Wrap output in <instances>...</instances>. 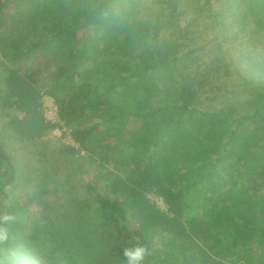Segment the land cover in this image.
Instances as JSON below:
<instances>
[{
    "label": "trees",
    "instance_id": "obj_1",
    "mask_svg": "<svg viewBox=\"0 0 264 264\" xmlns=\"http://www.w3.org/2000/svg\"><path fill=\"white\" fill-rule=\"evenodd\" d=\"M179 1L143 0V3L148 18L156 14L150 19L164 20L169 27L173 23L165 20L166 16L175 21L169 10ZM227 1L237 11L232 16L241 17L234 19L231 26L249 19L251 28L256 27L264 39V0H250L245 11H241L245 6L243 0ZM112 3L113 0H0V41H3V34L8 33L9 41L3 43V47L12 44L14 48L6 54L13 66L5 69L3 83L8 106L18 113L5 122L3 129L10 130L23 142L32 143L54 127L42 114L41 88H37L41 65L32 68L18 64L36 57L46 70H52L48 74L47 94L55 98L59 119L65 125L73 128L79 117L98 109L105 111L106 118L102 121L90 127L72 129V139L85 151H89L90 141L100 132L96 129L101 124L117 122L123 126L132 118L151 121L157 132L163 126H169L174 132L178 129L174 117L181 118L186 114L185 125L199 117L202 128L204 122L209 121L210 130L215 127L214 118L222 116L219 122L226 123L228 130L217 133L224 140L222 154L216 160L223 159L224 162L235 157L242 161L256 148L264 153V46L260 60L256 51L251 54L240 51L247 73L246 79L242 80L249 86L238 93L247 95L242 111L236 113L237 107L233 105L206 113L200 109L203 101L217 97L202 95L206 91L204 82L197 80L199 72L190 57L194 50L182 58L180 43L154 31L148 19L134 33L118 26L105 15ZM15 4L21 6V11L12 13L11 9L17 8ZM154 6H163L165 14L152 12ZM217 26L222 31L226 27L220 22ZM22 27L37 29L39 38L20 48L15 35ZM262 43L264 45V41ZM209 44L216 45V41ZM106 45H110L111 52L117 53L118 57L105 58L102 47ZM98 59V69L89 66V62ZM120 71L126 73L127 78L123 87L120 86ZM151 79L154 80L152 87ZM151 97L159 103L151 102ZM224 110H227L226 115ZM206 117L211 119L205 121ZM246 125L253 126L251 135L244 131L248 128ZM168 136L169 133L164 144L175 145L176 140H169ZM139 144L143 145L146 156L134 158L127 176L115 177L104 194L91 189L110 232L105 236L96 235L97 230L88 232L89 218L82 217L81 212L56 213L54 203L47 197L49 189L39 184L27 198L5 208L4 213L15 214L17 220L10 227L9 240L0 245V264H125L123 248L136 243L150 249L146 264H154L151 245L157 236L168 235L173 239L185 236L182 220L185 192L165 185L171 168L165 161V153L158 150L154 154L142 141L133 146ZM69 149L75 151L73 146ZM258 159L262 168L246 172L252 181L251 193L243 192L234 205L237 216L246 218L247 222L236 224L229 219L227 223L219 220L217 225L224 234L227 229L230 232L222 240L227 243L223 248L225 252L233 248L238 249L237 253L245 250L255 234L258 249L264 251V224H256V218L264 216V154H258ZM0 174L3 186L12 184L14 167L10 165L1 137ZM154 197L161 198L164 210L157 206ZM225 209L227 206L222 212H226ZM27 221L32 223L30 231L25 229ZM248 257L252 259L250 264L254 261L264 264L262 251ZM186 264L191 262L186 261Z\"/></svg>",
    "mask_w": 264,
    "mask_h": 264
},
{
    "label": "rangeland",
    "instance_id": "obj_2",
    "mask_svg": "<svg viewBox=\"0 0 264 264\" xmlns=\"http://www.w3.org/2000/svg\"><path fill=\"white\" fill-rule=\"evenodd\" d=\"M243 1L245 6L241 11H245L250 3V0ZM14 7L18 9L12 8V13L21 11L19 8L21 6L15 4ZM155 10L165 14L163 6L151 8L152 12ZM170 12L175 21L167 15L165 20L173 23L169 27L164 20L161 22L156 18L150 19L156 14L149 16L148 22L160 35L169 36L180 43L182 58L187 57H183L185 53L194 50L190 57L194 59L193 66H196L199 72L197 80L204 82L206 91H203L202 95L212 94L217 97L203 101L200 109L206 113H214L221 108L234 105L237 107L236 113L242 111L247 95L238 93L249 86L242 80L246 79L247 73L240 51L248 54L256 51L260 60L261 48L264 46L263 34L256 30V27L251 28L249 19L231 26L234 19L239 20L241 17L232 16L237 11L227 0L221 3L216 0H180L171 11L169 10ZM218 22L226 25L223 31L217 26ZM7 34L5 32L3 41H0V137L10 165L14 167V176L12 184L3 186L0 174V213H4L9 204H17L23 198H27L37 185L43 184L49 189L47 197L54 203L56 213L81 212L82 217L89 218L86 226L88 232L97 230L96 235L105 236L110 232V228L105 225V220L97 209L91 189L104 194L115 177L127 176L134 158L143 159L146 156L142 144L133 146L134 143L142 141L151 149L150 151H154V154L158 150L165 153V161L171 165L165 185L172 190L185 192L182 219L186 229L185 236L180 239H173L168 235L157 236L151 245L154 260L152 263L186 264L188 261L191 264H250L252 259L248 257L249 255L262 251L264 256L263 249H258L259 246L256 245L257 234L253 235L252 241L241 252L237 253L238 249L234 248L227 252L223 249L227 243H223L222 240L230 232L227 229L224 234L217 225L220 221L226 222L229 219L236 224L247 222L246 218L241 219L237 216L234 205L237 203V197H241L243 192L246 195L251 193L252 181L247 178L246 172L262 168L263 164L261 166L259 163L258 154L264 153L256 148L242 161L235 160V157L224 162L223 159L216 160L222 154L224 140L221 139L223 137H218L217 133L228 130L226 123L219 122L222 116L214 118L216 124L213 130H210L209 121L204 122L202 128L199 117H194L185 125L186 114L181 115V118L174 117L178 128L174 132L169 126H163L157 132L151 121L143 122L132 118L123 126L117 122L101 124L98 130L96 129L100 132H97L90 141L89 151H85L74 142L71 131L75 127H90L105 119V111L98 109L79 117L73 123V128L61 121L40 139L32 143L23 142L10 130L3 129L9 118L18 115L8 106L3 83L5 69L13 66L6 55L14 49L12 44L3 47V43L9 41ZM15 38L16 44L21 45V48L29 42L36 41L39 38V31L22 27ZM212 41H216V45L209 44ZM109 47L110 45L102 47L106 54L104 57L107 59L118 57ZM99 58L101 60V57ZM28 59L30 60L20 61L18 64L32 68L41 65L37 88H41L39 89L41 94L50 95L47 94L48 74L52 70L50 68L46 70L36 57ZM100 60L89 62V66L98 69ZM262 60L264 62V58ZM99 72L102 74V70ZM119 73L120 86L123 87L127 82L126 73L122 71ZM153 83L154 80L151 79L149 82L151 87ZM58 93L62 97V94ZM156 100L151 97L154 104L159 103V100ZM145 107L151 108L149 105ZM225 113L227 110L223 111V114ZM207 118L205 121L211 119ZM245 127H248L244 128L247 135L254 132L251 130L252 125ZM168 133L169 140H176L175 145L164 144ZM72 146L75 149L73 152L69 149ZM153 200L159 208L165 209L161 198L154 197ZM226 206V212H222ZM225 213L227 215H224ZM256 222L264 224V216L256 218ZM191 225H194L192 229ZM31 228L32 223L27 221L26 231H30ZM254 264L259 263L254 261Z\"/></svg>",
    "mask_w": 264,
    "mask_h": 264
},
{
    "label": "clouds",
    "instance_id": "obj_3",
    "mask_svg": "<svg viewBox=\"0 0 264 264\" xmlns=\"http://www.w3.org/2000/svg\"><path fill=\"white\" fill-rule=\"evenodd\" d=\"M107 15L118 26L136 32L147 22V13L143 0H113L105 10ZM17 216L11 212L0 213V245H4L10 238V227L15 224ZM151 255L150 249L143 244L136 243L123 248L125 264H146Z\"/></svg>",
    "mask_w": 264,
    "mask_h": 264
},
{
    "label": "built area",
    "instance_id": "obj_4",
    "mask_svg": "<svg viewBox=\"0 0 264 264\" xmlns=\"http://www.w3.org/2000/svg\"><path fill=\"white\" fill-rule=\"evenodd\" d=\"M41 109L43 117L46 121L53 125H57L61 122L58 116L56 102L52 96L41 94ZM72 145L75 144L72 143Z\"/></svg>",
    "mask_w": 264,
    "mask_h": 264
}]
</instances>
